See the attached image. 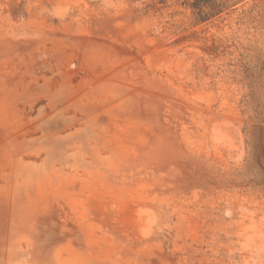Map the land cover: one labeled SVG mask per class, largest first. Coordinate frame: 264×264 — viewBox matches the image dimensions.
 Returning <instances> with one entry per match:
<instances>
[{
	"label": "rangeland",
	"instance_id": "1",
	"mask_svg": "<svg viewBox=\"0 0 264 264\" xmlns=\"http://www.w3.org/2000/svg\"><path fill=\"white\" fill-rule=\"evenodd\" d=\"M0 264H264V0H0Z\"/></svg>",
	"mask_w": 264,
	"mask_h": 264
},
{
	"label": "trees",
	"instance_id": "2",
	"mask_svg": "<svg viewBox=\"0 0 264 264\" xmlns=\"http://www.w3.org/2000/svg\"><path fill=\"white\" fill-rule=\"evenodd\" d=\"M205 17H207V16H204V17L200 18L201 21H204L206 19Z\"/></svg>",
	"mask_w": 264,
	"mask_h": 264
}]
</instances>
